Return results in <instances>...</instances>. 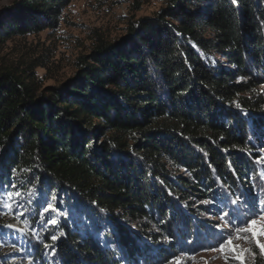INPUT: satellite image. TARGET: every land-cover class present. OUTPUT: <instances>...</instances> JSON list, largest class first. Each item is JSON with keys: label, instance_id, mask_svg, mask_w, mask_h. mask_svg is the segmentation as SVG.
<instances>
[{"label": "trees", "instance_id": "16d2710c", "mask_svg": "<svg viewBox=\"0 0 264 264\" xmlns=\"http://www.w3.org/2000/svg\"><path fill=\"white\" fill-rule=\"evenodd\" d=\"M70 1L18 0L0 13V42L56 27ZM164 1L47 95L29 73L0 70V264L168 260L208 228L196 199L219 187L242 206L256 196L264 0ZM15 190L24 262L7 251L18 238L3 198Z\"/></svg>", "mask_w": 264, "mask_h": 264}, {"label": "rangeland", "instance_id": "374dc122", "mask_svg": "<svg viewBox=\"0 0 264 264\" xmlns=\"http://www.w3.org/2000/svg\"><path fill=\"white\" fill-rule=\"evenodd\" d=\"M18 0H0V13L8 10ZM164 0H71L63 9L58 18V24L53 28H45L39 32L26 34H11L2 36L0 42V70H11L23 74L33 85L36 96L47 95L52 87H62L78 77L81 68L86 67L95 48L101 43L116 42L128 34L130 26L138 27L147 19L154 18L165 7ZM264 94V84L260 86ZM244 118L251 122L255 116L239 105L235 108ZM264 117V113H263ZM259 151L264 159V136L261 141L256 140ZM264 163V161H262ZM258 170L259 178L255 187L257 194L250 202L243 201L240 197L232 198L227 191L219 187L220 194L217 199L206 198L202 201L195 200V206L206 205L201 209L202 219H207V230L203 233L191 234L185 240L179 238V244L168 255V260L163 258L157 261L140 260L138 264H240V261L225 259V253L213 251L223 242L220 236L221 229L224 233H232L234 243L243 248H251L255 253H245V264H264V256L251 239H237L235 229L241 226V219L252 218L253 214L264 211V166ZM177 175H187L182 169L174 168ZM6 190H4L5 192ZM9 193L11 198H8ZM8 195L2 193L10 207L5 208L6 221L13 225L12 229L17 235L18 242H12L14 248L7 251H18L14 256L15 262H24L21 253L27 248L29 239H26L25 226L17 215L22 194L16 190ZM232 201H237L233 204ZM206 202V203H205ZM227 213V215H225ZM11 219V220H10ZM220 225L221 229L215 227ZM225 225H228L225 227ZM8 227V225H7ZM9 228V227H8ZM23 229V231H20ZM249 235V234H241ZM165 239L169 240L168 236ZM264 241V237L260 238ZM30 247V246H29ZM231 257V253H228Z\"/></svg>", "mask_w": 264, "mask_h": 264}, {"label": "snow or ice", "instance_id": "6c2138e0", "mask_svg": "<svg viewBox=\"0 0 264 264\" xmlns=\"http://www.w3.org/2000/svg\"><path fill=\"white\" fill-rule=\"evenodd\" d=\"M234 2H236V0H234ZM8 198H11L10 193ZM232 203L235 204L237 201H232ZM261 203H264V201ZM3 206L10 207L6 200L4 201ZM47 208L49 210H55V206L50 203L47 205ZM225 215H227V213ZM237 219L241 220V226L235 229L236 238L245 240L251 239L256 244V247L260 249V254L264 256V241L260 239L261 237H264V211L258 214H253L252 218H247V214H245L244 219H241L240 217H237ZM51 223L56 224L57 221L53 220ZM227 226L228 225H225V227ZM8 227L12 228L13 225H8ZM215 227L221 229L219 224L215 225ZM20 231H23V229H20ZM241 234L249 235L242 236ZM232 235V233H224V231L221 229L220 236L223 242L219 244V247H214L212 250L225 253L226 260L229 258H234L240 261V264H245V253H250L253 256L255 253L252 252L251 248H243L236 245L232 239ZM53 239H56V237H53ZM228 253L232 254L231 257L228 255ZM169 264H172V262H169Z\"/></svg>", "mask_w": 264, "mask_h": 264}]
</instances>
